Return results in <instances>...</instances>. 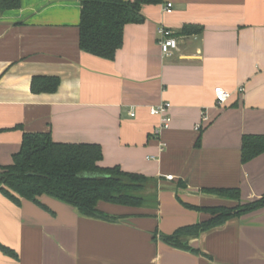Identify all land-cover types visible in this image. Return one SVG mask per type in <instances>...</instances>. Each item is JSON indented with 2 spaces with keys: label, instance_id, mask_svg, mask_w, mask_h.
Wrapping results in <instances>:
<instances>
[{
  "label": "crops",
  "instance_id": "0c3cea01",
  "mask_svg": "<svg viewBox=\"0 0 264 264\" xmlns=\"http://www.w3.org/2000/svg\"><path fill=\"white\" fill-rule=\"evenodd\" d=\"M142 13L113 60L80 48V0H21L0 13V168L25 134L97 143L102 166L156 178L159 203L100 201L99 210L123 217L111 222L48 195L39 197L44 208L0 191V244L17 255L0 250V264H264V208L190 237L199 253L159 239L210 218L186 204L238 203L205 189L238 188L241 202L264 195V153L242 160L243 135L264 134V0H163ZM161 26L178 41L169 56ZM187 26L201 31L182 33ZM36 76L59 77L58 89L32 92ZM217 86L232 93L223 105ZM163 102L172 123L156 134L150 108Z\"/></svg>",
  "mask_w": 264,
  "mask_h": 264
},
{
  "label": "trees",
  "instance_id": "16d2710c",
  "mask_svg": "<svg viewBox=\"0 0 264 264\" xmlns=\"http://www.w3.org/2000/svg\"><path fill=\"white\" fill-rule=\"evenodd\" d=\"M80 48L94 56L113 60L123 46L124 29L131 23H142V9L158 5L163 0H80ZM21 0H0V13L17 9ZM184 27L182 33L200 32ZM60 78L36 76L32 80L34 93L55 92ZM200 139V138H199ZM198 139V144H199ZM264 153V134H244L242 160L248 162ZM103 149L97 143H68L55 141L50 133L25 134L20 151L13 155L12 163L0 168V191L14 203L21 199L33 201L47 208L40 200L48 195L63 201L86 217L117 222L123 217L98 209L105 201L130 207H143L154 201L158 206V180L141 173L128 172L120 166L104 167L100 164ZM207 193L237 201L235 206L187 207L204 211L210 218L185 225L172 234H161L159 239L181 250L199 253L189 244V238L198 236L240 217L264 208V195L254 201L241 202L238 188L205 189ZM157 234L154 239L157 240ZM0 250L16 257L12 249L0 244Z\"/></svg>",
  "mask_w": 264,
  "mask_h": 264
},
{
  "label": "built area",
  "instance_id": "2783aa9c",
  "mask_svg": "<svg viewBox=\"0 0 264 264\" xmlns=\"http://www.w3.org/2000/svg\"><path fill=\"white\" fill-rule=\"evenodd\" d=\"M172 9H173L172 3L169 2L165 5V11L167 13H171ZM158 36H159V44H160L162 53L166 56L172 55L173 51L178 48V41L175 38L172 31L164 26H161L158 29ZM242 91H244L243 87L240 88V92ZM214 93H215L216 102L219 105L225 104L232 97V93L227 91L221 86L215 87ZM171 108H172V105L169 102H163L157 106H153L150 108V113L160 118V123L156 131V134H159L161 131L168 129L171 126V123H172ZM196 129L201 130L202 124L201 123L198 124ZM165 146L166 144L163 143L161 148L163 149ZM168 178L170 179L172 178V176L169 175Z\"/></svg>",
  "mask_w": 264,
  "mask_h": 264
},
{
  "label": "rangeland",
  "instance_id": "374dc122",
  "mask_svg": "<svg viewBox=\"0 0 264 264\" xmlns=\"http://www.w3.org/2000/svg\"><path fill=\"white\" fill-rule=\"evenodd\" d=\"M150 205H154V201H150Z\"/></svg>",
  "mask_w": 264,
  "mask_h": 264
}]
</instances>
